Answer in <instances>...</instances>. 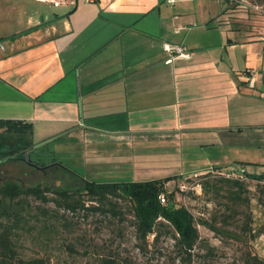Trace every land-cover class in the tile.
Wrapping results in <instances>:
<instances>
[{"label":"crops","instance_id":"0c3cea01","mask_svg":"<svg viewBox=\"0 0 264 264\" xmlns=\"http://www.w3.org/2000/svg\"><path fill=\"white\" fill-rule=\"evenodd\" d=\"M219 1L0 0L5 135L95 183L264 176V14Z\"/></svg>","mask_w":264,"mask_h":264},{"label":"rangeland","instance_id":"374dc122","mask_svg":"<svg viewBox=\"0 0 264 264\" xmlns=\"http://www.w3.org/2000/svg\"><path fill=\"white\" fill-rule=\"evenodd\" d=\"M219 4L223 6V1ZM9 146L27 145L22 141H11L0 132V151ZM53 154L50 149L32 151L27 158L32 164L23 160L3 162L0 164V183L9 180L24 186L81 188L82 183L64 169L49 167V163L55 161L72 170L68 163ZM42 165L49 168L44 169ZM217 172L167 184V189L175 194L176 202L187 207L199 222L214 223L221 229V233L213 232L198 223L202 241L194 251L192 261L182 258L174 240L165 234L157 242L151 236L147 243L141 244L130 214L120 219L106 218L98 212L72 215L57 212L53 204L45 206L39 201L32 202L34 211L41 212L42 207L50 210L53 218L49 226L56 229L47 231L42 216L32 220L17 238L18 251L25 259L40 258L45 264H243L248 254L264 260V195L260 187L263 183L247 185L246 201L232 202L227 198L225 186L217 195L206 192L205 183L222 179Z\"/></svg>","mask_w":264,"mask_h":264},{"label":"trees","instance_id":"16d2710c","mask_svg":"<svg viewBox=\"0 0 264 264\" xmlns=\"http://www.w3.org/2000/svg\"><path fill=\"white\" fill-rule=\"evenodd\" d=\"M247 1L262 8L261 13L264 14V0ZM240 4L238 2L232 8L238 9L241 7ZM0 132L31 135L33 128L22 121L0 120ZM3 149L0 151V164L20 160L27 164H29L27 160L31 162L27 158L32 152V145L9 146ZM47 165H42L44 166L42 168L64 169L77 178L82 183V187L69 190L53 186H24L18 181L9 180L0 183V264H45L40 258L25 259L18 251L17 238L32 220H39L42 216L44 228L47 231L53 232L56 229L49 226L53 218L50 210L42 207L41 212L34 211L33 201H39L45 206L53 204L57 212L64 211L72 215L98 212L106 218L120 219L130 214L134 220L136 238L141 244L147 243L151 236H154L157 242L165 234L174 240L175 247L182 258L189 261H192L195 256L194 251L202 241L198 223L207 226L213 232L221 233V229L214 223L203 220L199 222L187 207L176 202L175 194L167 189V184L178 180V177L135 183H95L55 161L49 163V167H46ZM251 177L264 181V176L252 175ZM221 178L212 183L211 181L205 183L206 192L217 195L225 186L229 200L246 201L244 197L247 191L246 183ZM260 187L264 195V184H260ZM161 195L165 196V202L161 201ZM230 234L233 236L232 233ZM243 264H264V260L256 255L248 254Z\"/></svg>","mask_w":264,"mask_h":264},{"label":"built area","instance_id":"2783aa9c","mask_svg":"<svg viewBox=\"0 0 264 264\" xmlns=\"http://www.w3.org/2000/svg\"><path fill=\"white\" fill-rule=\"evenodd\" d=\"M46 1V0H44ZM175 0H171V2H174ZM230 1H241L246 2V0H230ZM55 5H58L56 2ZM256 9H260V7L255 6ZM164 49L166 52H168L171 55L170 62L172 61V58L176 57H189V51L188 49L183 45H173V44H165ZM257 73L252 70H247L244 73V76L249 78V83H253V80L256 78ZM264 79V74H263ZM264 84V81H263ZM252 86V84H250ZM217 174L221 177H224L226 179L231 180H239L241 182L246 183L247 185H254L255 183H263L264 181H259L257 179L252 178L243 168H230L222 171H218ZM184 189V188H183ZM160 199L162 202H165V196L161 195Z\"/></svg>","mask_w":264,"mask_h":264},{"label":"water","instance_id":"95a60500","mask_svg":"<svg viewBox=\"0 0 264 264\" xmlns=\"http://www.w3.org/2000/svg\"><path fill=\"white\" fill-rule=\"evenodd\" d=\"M27 162L30 163L29 160H27ZM30 164H32V163H30Z\"/></svg>","mask_w":264,"mask_h":264}]
</instances>
